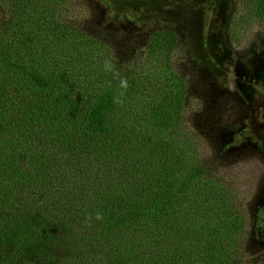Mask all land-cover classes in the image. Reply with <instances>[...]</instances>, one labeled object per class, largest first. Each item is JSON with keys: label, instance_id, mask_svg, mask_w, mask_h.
I'll return each instance as SVG.
<instances>
[{"label": "trees", "instance_id": "trees-1", "mask_svg": "<svg viewBox=\"0 0 264 264\" xmlns=\"http://www.w3.org/2000/svg\"><path fill=\"white\" fill-rule=\"evenodd\" d=\"M245 1L246 21L264 27V0ZM19 2L28 3L29 20L41 0ZM54 2L52 24L35 23L30 37H56L55 17L69 2L52 8ZM7 28L0 31V264H234L228 251L238 245L244 219L191 146L176 164L170 138L181 134V109H143L138 67L130 76L131 67L126 73L117 65L118 74L97 72L99 87L81 104L68 103L56 68L75 62L72 55L60 52L55 62ZM178 38L158 28L149 39ZM14 43L20 54L6 49ZM107 69L108 77L99 76Z\"/></svg>", "mask_w": 264, "mask_h": 264}, {"label": "rangeland", "instance_id": "rangeland-1", "mask_svg": "<svg viewBox=\"0 0 264 264\" xmlns=\"http://www.w3.org/2000/svg\"><path fill=\"white\" fill-rule=\"evenodd\" d=\"M13 1L0 0V31L7 25L17 41L38 43L40 55L47 49L55 62L60 52L75 59L56 68L64 74L68 103L81 104L98 89L94 80L103 68L118 74L131 67L132 76L138 67L146 92L143 109L151 110V103L181 109V134L170 138L180 154L176 164L191 146L210 178L232 193V207L244 219L238 245L228 255L234 264H264V27L246 21V1L56 0L52 8L70 5L61 17L59 9L50 41L47 31L36 38L28 33L32 26L38 29L35 23L52 24L50 0H41L29 20L23 10L28 3ZM158 28L179 38L152 44L150 34ZM8 46L20 54L21 45ZM109 69L99 76L108 77ZM139 111L131 115L139 117Z\"/></svg>", "mask_w": 264, "mask_h": 264}]
</instances>
